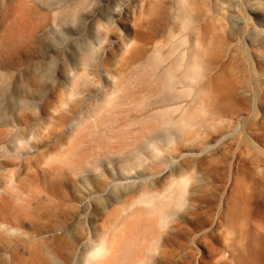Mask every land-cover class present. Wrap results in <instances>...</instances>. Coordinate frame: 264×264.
Instances as JSON below:
<instances>
[{
  "label": "rangeland",
  "instance_id": "374dc122",
  "mask_svg": "<svg viewBox=\"0 0 264 264\" xmlns=\"http://www.w3.org/2000/svg\"><path fill=\"white\" fill-rule=\"evenodd\" d=\"M0 264H264V0H0Z\"/></svg>",
  "mask_w": 264,
  "mask_h": 264
},
{
  "label": "bare ground",
  "instance_id": "6f19581e",
  "mask_svg": "<svg viewBox=\"0 0 264 264\" xmlns=\"http://www.w3.org/2000/svg\"><path fill=\"white\" fill-rule=\"evenodd\" d=\"M103 253H104V250L101 249V251L99 250L98 252H96L95 254H93V255L91 256V259L99 260L100 257L103 255Z\"/></svg>",
  "mask_w": 264,
  "mask_h": 264
}]
</instances>
